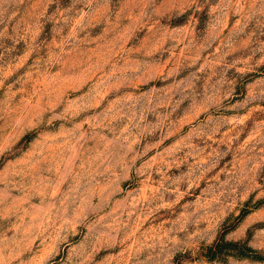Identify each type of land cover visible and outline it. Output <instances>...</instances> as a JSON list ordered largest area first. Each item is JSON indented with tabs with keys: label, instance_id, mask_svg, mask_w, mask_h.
Instances as JSON below:
<instances>
[{
	"label": "rangeland",
	"instance_id": "374dc122",
	"mask_svg": "<svg viewBox=\"0 0 264 264\" xmlns=\"http://www.w3.org/2000/svg\"><path fill=\"white\" fill-rule=\"evenodd\" d=\"M221 239L264 257V0H0V264H264Z\"/></svg>",
	"mask_w": 264,
	"mask_h": 264
},
{
	"label": "trees",
	"instance_id": "16d2710c",
	"mask_svg": "<svg viewBox=\"0 0 264 264\" xmlns=\"http://www.w3.org/2000/svg\"><path fill=\"white\" fill-rule=\"evenodd\" d=\"M240 245L246 250V252L242 254L247 255L249 254V252H252L254 254L252 255L253 258L258 260L264 259L262 255L257 254L256 251L253 250L246 242L227 241L224 239H221L216 243H214L213 245L209 246L207 248L206 256L208 257V259L212 260L214 257L217 256V254L224 252V250H229V249L232 250V248H238Z\"/></svg>",
	"mask_w": 264,
	"mask_h": 264
}]
</instances>
